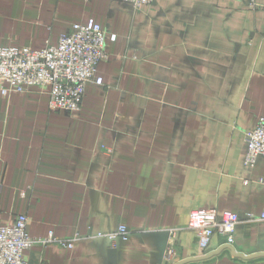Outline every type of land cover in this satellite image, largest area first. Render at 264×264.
Segmentation results:
<instances>
[{
    "label": "crops",
    "instance_id": "crops-1",
    "mask_svg": "<svg viewBox=\"0 0 264 264\" xmlns=\"http://www.w3.org/2000/svg\"><path fill=\"white\" fill-rule=\"evenodd\" d=\"M108 33L82 109L45 89L0 91V227L29 218L28 264H264V161L245 135L264 117V0H0V47L41 50L76 24ZM236 213L233 246L200 256L193 211ZM121 226L129 241L98 235ZM175 247L176 257L166 252Z\"/></svg>",
    "mask_w": 264,
    "mask_h": 264
},
{
    "label": "built area",
    "instance_id": "built-area-1",
    "mask_svg": "<svg viewBox=\"0 0 264 264\" xmlns=\"http://www.w3.org/2000/svg\"><path fill=\"white\" fill-rule=\"evenodd\" d=\"M135 9L151 6L155 0H121ZM250 11L258 7V0H246ZM117 35L106 33L94 20L76 24L61 35L55 46L41 50L0 47V91L3 96L23 94L33 88L45 89L50 96V108L71 114L82 109L87 88L90 84L102 85L96 77L97 67L110 58L107 44L115 42ZM247 154L245 165L254 168L259 160L264 161V117L259 119L256 129L245 135ZM264 182V181H263ZM264 224V212L260 219ZM29 218L19 216L10 226L0 227V264H28L26 254L37 244L58 243L72 247L73 244L47 239L32 238L27 230ZM241 223L236 213H218L216 210L193 211L189 215L188 228L197 235L200 256H204L215 235L226 239L233 246L235 231ZM114 246L119 241H129L130 232L121 226L115 233L98 235ZM176 257L175 247L167 249L166 258ZM172 264H176L175 260Z\"/></svg>",
    "mask_w": 264,
    "mask_h": 264
}]
</instances>
